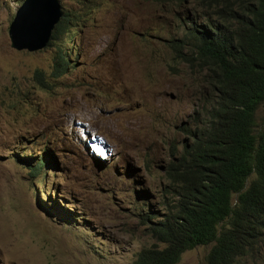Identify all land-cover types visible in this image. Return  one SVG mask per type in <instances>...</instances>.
I'll list each match as a JSON object with an SVG mask.
<instances>
[{"label":"rangeland","instance_id":"374dc122","mask_svg":"<svg viewBox=\"0 0 264 264\" xmlns=\"http://www.w3.org/2000/svg\"><path fill=\"white\" fill-rule=\"evenodd\" d=\"M59 1L64 42L29 51L9 36L24 0H0V264H134L155 242L148 215L175 204L182 128L213 96L169 44L206 19L196 0ZM211 248L178 264H207Z\"/></svg>","mask_w":264,"mask_h":264},{"label":"trees","instance_id":"16d2710c","mask_svg":"<svg viewBox=\"0 0 264 264\" xmlns=\"http://www.w3.org/2000/svg\"><path fill=\"white\" fill-rule=\"evenodd\" d=\"M196 5L206 20L190 19L185 34L169 45L175 61L206 72L213 96L182 128L187 138L168 170L175 204L162 218L148 215L157 219L150 225L155 242L141 249L134 264H178L186 251L208 244L207 264L264 257V0H196ZM71 25L66 13L50 46L64 42ZM58 47L60 74L70 64ZM42 166L43 160L32 170Z\"/></svg>","mask_w":264,"mask_h":264},{"label":"water","instance_id":"95a60500","mask_svg":"<svg viewBox=\"0 0 264 264\" xmlns=\"http://www.w3.org/2000/svg\"><path fill=\"white\" fill-rule=\"evenodd\" d=\"M62 14L59 0H24L9 27L11 46L29 51L45 47Z\"/></svg>","mask_w":264,"mask_h":264},{"label":"clouds","instance_id":"9594fccd","mask_svg":"<svg viewBox=\"0 0 264 264\" xmlns=\"http://www.w3.org/2000/svg\"><path fill=\"white\" fill-rule=\"evenodd\" d=\"M63 15H64V14H62V17H63ZM62 17H61V19H62ZM61 19H60V20H61ZM50 40H51V39H50ZM49 42H50V41H49ZM24 50H26V49H24Z\"/></svg>","mask_w":264,"mask_h":264},{"label":"bare ground","instance_id":"6f19581e","mask_svg":"<svg viewBox=\"0 0 264 264\" xmlns=\"http://www.w3.org/2000/svg\"><path fill=\"white\" fill-rule=\"evenodd\" d=\"M172 2V1H171ZM62 6V5H61ZM69 14H71V13H69ZM67 20V19H66ZM69 27V26H68ZM55 29V28H54Z\"/></svg>","mask_w":264,"mask_h":264}]
</instances>
